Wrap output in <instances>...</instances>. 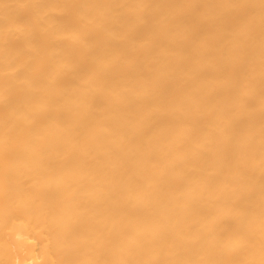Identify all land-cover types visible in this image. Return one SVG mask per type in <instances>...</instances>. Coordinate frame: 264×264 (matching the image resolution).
<instances>
[{
	"label": "bare ground",
	"instance_id": "obj_1",
	"mask_svg": "<svg viewBox=\"0 0 264 264\" xmlns=\"http://www.w3.org/2000/svg\"><path fill=\"white\" fill-rule=\"evenodd\" d=\"M0 264H264V0H0Z\"/></svg>",
	"mask_w": 264,
	"mask_h": 264
}]
</instances>
